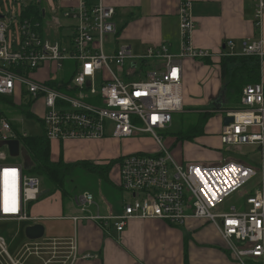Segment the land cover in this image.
Returning a JSON list of instances; mask_svg holds the SVG:
<instances>
[{
  "label": "built area",
  "instance_id": "1",
  "mask_svg": "<svg viewBox=\"0 0 264 264\" xmlns=\"http://www.w3.org/2000/svg\"><path fill=\"white\" fill-rule=\"evenodd\" d=\"M54 1L52 12L43 0L15 1L21 10L12 24L6 22L9 15L0 12V145L17 140L21 154L25 151L22 139L29 135L23 123L31 119L25 111L41 123L51 142L120 141L146 134L160 145L158 153L128 154L116 163L119 189L133 201L124 202L118 216H93L95 197L82 193L76 202L84 215L73 220L96 221L118 233L133 220H160L178 227L189 220L205 221L219 230L240 264H264V187L246 199L244 208L221 210L258 176V170L228 159L217 165L178 164L158 134L167 132L173 115L184 108L183 60L215 56L193 46L191 4L182 1L179 9V55L161 45L135 57L127 47L111 56L105 53L106 37L120 32L116 10L105 0ZM253 2L255 26L260 29L264 0ZM32 6L42 18L30 13ZM263 50L261 39H246L240 47L227 41L217 56L262 59ZM40 105L42 112L37 113ZM241 105L223 116L234 121L223 123L221 144L257 148L264 161V84L246 86ZM11 110L18 116L6 115ZM15 124L21 127L19 133ZM0 150L11 156L7 146ZM7 154L0 153V222L37 224L41 219L30 215V205L41 198L42 181L26 173V164L8 162ZM0 250L9 257L1 236Z\"/></svg>",
  "mask_w": 264,
  "mask_h": 264
},
{
  "label": "crops",
  "instance_id": "2",
  "mask_svg": "<svg viewBox=\"0 0 264 264\" xmlns=\"http://www.w3.org/2000/svg\"><path fill=\"white\" fill-rule=\"evenodd\" d=\"M182 1L185 0H150L146 4L142 3V0H105L107 6L116 10V15L120 10L131 11L130 16L133 12L139 14L136 21L126 29L122 27L121 34L114 36V52L120 47H127L133 55L135 51L138 52V56L144 54L148 47L167 45L172 54L179 55V9ZM186 1L191 4L196 24L192 35L193 46L215 56L210 65L193 59L183 60L184 105H208L211 99L222 94L220 58L217 55L225 49L227 41H235L239 47L246 39H261L264 42V18L257 31L255 12L252 19L247 9V0ZM195 4L201 9L196 11ZM145 5L149 8H145ZM208 6L212 12L206 11ZM261 61V82L264 84V54ZM212 67L216 68L214 78ZM201 82L203 86L198 85ZM192 88L193 95H204L203 101L190 98ZM222 125L223 123L219 124L220 128L214 132L207 128V136L198 141L200 140L203 146L211 147L215 136L222 145L219 138ZM106 141H55L58 146L54 148L56 150L52 148L53 160H59L63 148L66 162L89 161L95 153L105 152V148H99L98 144ZM93 144L95 145L92 146ZM222 148L223 145L219 150ZM239 150L243 154H250L248 158H242L243 163L255 165L259 162L264 168L260 150L255 152L256 148L253 147H241ZM134 153L140 152L137 150ZM119 181L118 169L113 170L110 174V184L102 183V191L94 189L87 192L94 195L96 203L90 215L107 217L122 213L126 199L121 196L123 192L119 189ZM260 187H264V172L261 183L255 189L258 191ZM45 190L43 188V191ZM76 198L77 196L64 201L61 193L50 192L30 206V215L41 219L37 224L45 227V236L38 241L27 239L26 228L36 224L32 222L18 231L23 248L17 256L20 255L18 258L22 264H26L29 257L33 258V264H240L227 248L219 230L210 223L189 220L185 226L178 227L160 220H133L124 232L118 233L114 228H104L96 221L75 222L73 218L84 215L77 205Z\"/></svg>",
  "mask_w": 264,
  "mask_h": 264
},
{
  "label": "rangeland",
  "instance_id": "3",
  "mask_svg": "<svg viewBox=\"0 0 264 264\" xmlns=\"http://www.w3.org/2000/svg\"><path fill=\"white\" fill-rule=\"evenodd\" d=\"M15 1H19V0H0V12H3L4 14L9 15L8 20L6 21L8 24H12L11 19L15 18L16 14L19 15L20 10H21V5L20 4L15 5ZM43 1H44L45 7L50 12H52L56 8L54 0H43ZM149 2L150 0H142V3L148 4ZM247 3H248L247 9L249 11V15L250 17L252 16V19H253L254 12H255L254 2L253 0H247ZM144 7L149 8L147 5H145ZM195 8H196V11L201 9V7H197V5L195 6ZM206 9H207L206 11L208 12L213 11L211 10L209 6ZM130 13L132 12L129 10H120L117 12V15L115 16V22L120 29L119 35L121 34V31L123 30L122 27L126 29L132 22L136 21L139 18V14H137V12H133L134 14L131 16H130ZM106 41L107 43L105 44L104 51L108 56H111L114 53V49H115L114 36L106 37ZM137 53L138 52L135 51V54H134L135 57L142 55L141 54L137 56ZM210 60H212V58H210ZM112 67L114 70H116L114 65ZM212 68L214 69V70L213 69L211 70L212 74L214 75L213 76L214 78L216 75V68L215 67H212ZM184 83H185V80L183 81V85ZM198 85L203 86V83L202 82L198 83ZM193 92H194V88H192V91H191L192 96H190V98H193L196 101L204 100L203 98L204 95H201V97L196 96V95H193ZM220 97L222 98V101L220 102L225 103L226 94L223 92L217 98L219 99ZM217 98L211 99L212 101L211 103H208V105L207 104L204 105L201 103H196L195 105H190V106L184 105V108L180 113H176L173 115V124L169 128V130L165 133H158L160 138L163 140L162 143L164 144V147L167 148L171 152L172 157L176 163L181 164L184 162L185 164L202 163L205 165H217L220 163L222 159H228L226 154H222V152H220L221 150L219 149L222 147V145H220V143L218 142V139L215 136H213L212 140L214 142L213 141L211 142V145H212L211 147L203 146L200 140L199 141L195 140L194 143L177 144L175 142V139L171 136V134L181 130L182 128L184 129L189 128L192 124L196 122L197 117L203 114H211L215 116L207 126L209 130L214 132L215 130L220 128L219 124H222L224 121V118L222 120V117L228 111H233V110H229L228 105H224L223 106L224 110L218 111L217 108L214 106V103L218 101L216 100ZM42 107L43 105L37 106L35 111L37 113H41ZM11 114L13 116H18V113L15 110H11ZM24 120L25 121L23 123V130H25L29 136L36 137V136H42L44 134L45 132L44 127L41 126V123L38 120H35L32 118L24 119ZM94 145L95 144H93L92 146ZM98 145H99V148H105V152H103V154L95 153L94 157L91 158V160L89 161L99 166L108 165L111 160H118L120 157H123L128 154H133L137 150L140 153H152V154L158 153L160 150V145L146 134H140L139 136L134 137L132 139H128V140L118 141V140L111 139V140H107L106 142L99 143ZM57 146H58L57 143L55 142L52 143L53 149L56 148ZM102 150L103 149H100V151ZM1 152H6L7 154L6 150L5 151L0 150V153ZM234 152L237 153L236 154L237 157H241L240 150L237 149V150H234ZM54 155L57 156V154H54ZM7 156H8V162H11V163L18 162L23 165H25L28 162V158H29L28 154H26L25 151L20 155V157H17V158H13L8 154ZM255 168L258 170V176L255 179H253V181L247 187H245L246 190H249L252 187H257L259 183H261L262 174L264 172L263 164L256 162ZM117 169L118 168L116 167V164H115L109 173V177H110L111 172ZM102 183L103 185H105L106 183L108 184V182L101 179L100 176L97 175V173H92L82 168L76 167L68 178L67 190L70 191L71 195L74 198L75 196H78L84 192L92 191L94 189H96V191L98 190L102 191L101 189ZM243 191H241L240 193L234 195L229 200H227L221 210L225 212H229L230 209L233 207H237L238 210L240 208L241 209L244 208L246 203L244 200H240ZM57 192L61 193L60 191H57ZM121 196H124V198L126 199L125 202L130 203L131 201H133L132 196L130 194L122 193ZM27 224H29V222H26V223L0 222V236L4 238L8 255L14 261L19 260L18 257L20 255L19 256L17 255L23 248L21 238L18 236V231L19 230L21 231L22 227L24 228L25 226H27ZM9 257L3 254L0 250V264H12ZM18 262L22 264L21 260H19ZM26 264H33V258L29 257L26 260Z\"/></svg>",
  "mask_w": 264,
  "mask_h": 264
},
{
  "label": "trees",
  "instance_id": "4",
  "mask_svg": "<svg viewBox=\"0 0 264 264\" xmlns=\"http://www.w3.org/2000/svg\"><path fill=\"white\" fill-rule=\"evenodd\" d=\"M37 6H32L30 13L35 14L36 17L42 18V14L38 13ZM259 31V28L256 27ZM206 64H211L212 60L207 58L203 60ZM221 70V79L223 83L222 93L226 94V105L229 110H240L242 108L241 98L243 90L248 85L259 84L261 82V58L257 56L244 57H221L219 61ZM30 118L32 115L25 111ZM9 117L13 116L12 114ZM214 115L203 114L197 117V120L189 128L171 134L177 144L179 143H194L195 140L207 136V126L214 118ZM16 132H20L19 125L13 126ZM172 133V132H171ZM22 144L25 153L28 154V162L26 163V173L28 175L36 176L41 179L43 188L49 190L51 193L60 191L64 201L72 198L70 191L67 190V181L71 173L76 167L82 168L86 171L97 173L101 179L110 183L109 173L118 160H111L108 165L99 166L90 161L83 160L76 163H67L64 159L63 148L61 149V156L58 161L53 160L52 142L48 140L45 132L42 136H28L22 139ZM239 150L236 147H224L220 152L226 154L228 160L241 161L242 158H248L250 154L241 153V157H237L234 150ZM259 149L256 148L255 152ZM232 159H231V158ZM248 165V164H247ZM255 168V165H249ZM261 188V187H260ZM257 190L255 187L249 190H244L240 200L246 201L248 197L255 195ZM189 264V263H187Z\"/></svg>",
  "mask_w": 264,
  "mask_h": 264
},
{
  "label": "water",
  "instance_id": "5",
  "mask_svg": "<svg viewBox=\"0 0 264 264\" xmlns=\"http://www.w3.org/2000/svg\"><path fill=\"white\" fill-rule=\"evenodd\" d=\"M222 98L220 97L218 101L214 103V106L217 108V110H222L223 109V103H221ZM233 118L231 117H224V125H229L233 123ZM1 147L7 146L9 148L10 154L12 157L17 158L20 157L21 155V147H20V142L17 140L14 141H9L7 143H2L0 145ZM49 190H45L42 192L41 197L49 194ZM45 236V227L42 224H34L32 226H29L26 228V237L30 241H38L44 238Z\"/></svg>",
  "mask_w": 264,
  "mask_h": 264
},
{
  "label": "snow or ice",
  "instance_id": "6",
  "mask_svg": "<svg viewBox=\"0 0 264 264\" xmlns=\"http://www.w3.org/2000/svg\"><path fill=\"white\" fill-rule=\"evenodd\" d=\"M14 210V209H13ZM230 223H234V222H230Z\"/></svg>",
  "mask_w": 264,
  "mask_h": 264
},
{
  "label": "bare ground",
  "instance_id": "7",
  "mask_svg": "<svg viewBox=\"0 0 264 264\" xmlns=\"http://www.w3.org/2000/svg\"><path fill=\"white\" fill-rule=\"evenodd\" d=\"M6 194V192L4 193V195Z\"/></svg>",
  "mask_w": 264,
  "mask_h": 264
}]
</instances>
